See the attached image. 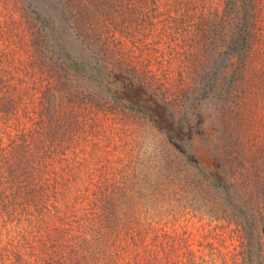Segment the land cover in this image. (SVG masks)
Returning <instances> with one entry per match:
<instances>
[{
  "label": "trees",
  "instance_id": "trees-1",
  "mask_svg": "<svg viewBox=\"0 0 264 264\" xmlns=\"http://www.w3.org/2000/svg\"><path fill=\"white\" fill-rule=\"evenodd\" d=\"M156 1L0 0V264H264V162L211 173L183 136L186 104L168 102L228 93L254 5L167 0L170 25L152 30ZM149 32L183 46L161 73L153 53L140 71L132 48L114 53ZM150 106L174 111L172 140ZM194 216L231 227L234 253Z\"/></svg>",
  "mask_w": 264,
  "mask_h": 264
},
{
  "label": "rangeland",
  "instance_id": "rangeland-1",
  "mask_svg": "<svg viewBox=\"0 0 264 264\" xmlns=\"http://www.w3.org/2000/svg\"><path fill=\"white\" fill-rule=\"evenodd\" d=\"M250 1L253 3L254 8L252 9V24L249 29L247 47L244 57L234 65L230 87L227 88L228 93L221 94L218 87L214 96L208 100H168L169 103L180 101L186 104L183 116L190 122L186 127L182 128L183 136L189 140L193 151L198 154L201 165L211 173L218 172L219 178L222 179L227 177V169L229 167H246L250 169L252 175H255L257 169L261 168V162H264V158H262L264 156V0ZM161 2L164 3L167 0H158L153 6L155 8L159 3V9L157 8V10L162 15H157L156 9L155 11H150V20L152 22H149V24L152 26L150 28L152 30L163 25H170L160 21L164 19L171 21L170 18L164 15L167 9L161 6ZM115 36L118 37V35ZM146 38L148 40H145ZM120 40L121 43H117L114 53L122 58L125 56L124 52H126L127 48H132L137 59L132 60L133 62L130 64L132 66L135 65L138 71L142 68L143 63L145 65L148 64L147 54L153 53L156 58H154L156 67L162 66L161 70L158 67L157 73L167 69L171 49L174 53L175 49L178 53L183 50V46L171 48L168 36L165 35L161 39L156 32L155 35L151 32L145 35L134 33L132 36H122ZM147 42H149V45L144 47V43ZM182 64L185 69L182 71L181 76H185L186 71H190L192 60L187 67L184 61H182ZM122 67L125 68V66ZM123 74L127 75L126 73ZM155 76L158 75L155 74ZM197 77L194 75L193 80H196ZM110 79L108 77L107 80L109 81ZM154 80L156 83L157 79ZM194 81L191 82L192 85ZM116 83H119V79ZM170 86L171 84L165 85L166 88ZM172 87L175 88V86ZM122 88L126 89V87ZM176 89L169 91L168 94L176 91ZM126 95L136 97L138 96V91H135L133 87ZM171 96H173V93H171ZM162 101L132 100L136 105L161 104ZM143 107L145 108V106ZM151 107L146 109L154 114L157 124H163V126L168 128H163L165 133L157 132V129H153L152 133L156 136V139L159 133L161 138L167 136L172 140L174 136L170 130L172 129L173 119L176 118L174 111L172 113V111L159 110V112L151 109ZM175 130L178 131L177 128ZM159 153L161 156L157 155L155 158L164 160L168 155L167 153L163 154V152ZM240 163L242 164L241 166L239 165ZM239 172L237 170L235 174ZM250 173L247 174V178L251 175ZM193 218V221L196 220L195 226H204L212 231L210 234L214 235L216 245H221L230 251L233 250L234 253L238 241L235 233L230 229L231 227L225 228L226 231L222 232V237L219 235L222 230L219 231L218 228L215 230L214 223H208L206 218L199 219L196 216ZM219 224L222 227L224 223H218L217 226ZM187 225L189 224L187 223ZM192 233L193 235H198L195 229Z\"/></svg>",
  "mask_w": 264,
  "mask_h": 264
}]
</instances>
